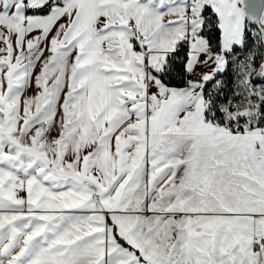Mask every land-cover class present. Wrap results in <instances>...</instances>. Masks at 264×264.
Instances as JSON below:
<instances>
[{
  "label": "snow or ice",
  "instance_id": "snow-or-ice-1",
  "mask_svg": "<svg viewBox=\"0 0 264 264\" xmlns=\"http://www.w3.org/2000/svg\"><path fill=\"white\" fill-rule=\"evenodd\" d=\"M0 264H264V0H0Z\"/></svg>",
  "mask_w": 264,
  "mask_h": 264
}]
</instances>
